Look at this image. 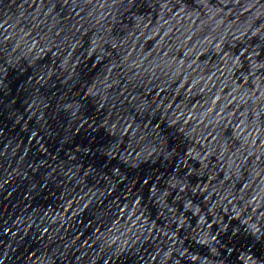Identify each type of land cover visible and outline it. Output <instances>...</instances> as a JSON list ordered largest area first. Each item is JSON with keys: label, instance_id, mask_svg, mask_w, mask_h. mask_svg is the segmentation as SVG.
Listing matches in <instances>:
<instances>
[{"label": "water", "instance_id": "1", "mask_svg": "<svg viewBox=\"0 0 264 264\" xmlns=\"http://www.w3.org/2000/svg\"><path fill=\"white\" fill-rule=\"evenodd\" d=\"M0 264H264V0H0Z\"/></svg>", "mask_w": 264, "mask_h": 264}]
</instances>
